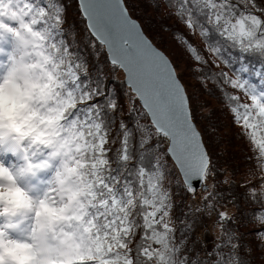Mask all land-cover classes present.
Masks as SVG:
<instances>
[{"label": "snow or ice", "instance_id": "obj_1", "mask_svg": "<svg viewBox=\"0 0 264 264\" xmlns=\"http://www.w3.org/2000/svg\"><path fill=\"white\" fill-rule=\"evenodd\" d=\"M77 3L107 70L66 38L65 0H0V264H264V0ZM141 4L186 29L190 70L247 145L243 179L213 155L206 105ZM120 69L127 104L109 86ZM240 201L259 227L240 231Z\"/></svg>", "mask_w": 264, "mask_h": 264}, {"label": "rangeland", "instance_id": "obj_2", "mask_svg": "<svg viewBox=\"0 0 264 264\" xmlns=\"http://www.w3.org/2000/svg\"><path fill=\"white\" fill-rule=\"evenodd\" d=\"M65 2L70 3V2H74V1L67 0ZM164 2H165V0H161V3H164ZM143 6H144L143 4L140 5L141 11H139V12L134 11V12L138 13L140 16L143 17V18L140 17L141 22L145 24V30H146L148 36L153 40V43L158 48H160L162 51H164L169 56V58L173 61V63L177 65V69L181 73L182 79L188 87L189 94L196 97L199 101L203 102L206 105L205 107L201 108V110L197 113L198 122L202 126V124H204L203 119L205 118V116H204L205 113H207L211 110L215 111L216 114L219 113L218 118L219 117L222 118L223 123H224L223 127L224 128L226 127L225 128L226 132H225V129H220L219 132L221 134L219 136H220V138H222L224 140L232 138L233 143H234L235 147L237 148V150L235 151L236 158H237L236 160L238 162H240L241 167H242V169L241 168L237 169L234 165L233 171H235V175L243 176L248 171V168L245 166L247 162L244 159V156L246 154L245 149H246L247 145L244 141H242L236 135L237 129H235L231 124V115L228 112V106L224 102L223 98H221V97L219 98L215 94L210 95L208 93V91H206L205 88H203L201 86V84L197 78L198 74L195 72H192L190 70L191 66H192V61L189 57V54L184 49L183 45L178 42V37H174V35H173V33L176 31V29L178 27L180 28L181 31H184L185 34H187L186 29H184L181 25H178L175 18H172V19L167 18V12H168L167 8H164L163 11H158L154 7L145 9V6L144 7ZM132 15H133V13H132ZM134 17H136V15ZM160 18H162L164 20V22L167 24V26L160 25L159 27H156L155 25H153L151 19H153L154 21H157V19H160ZM68 19H69V21H73L76 25H79V18L75 13V6L73 4H71L70 6H67V20ZM149 24L151 25L150 28L148 27ZM189 39L192 40V42L197 47L204 48L206 46L204 44L202 38H200L199 36H197L194 39L191 36H189ZM205 55L207 56V53H205ZM99 63L103 67H105L106 70L109 68L108 64L104 60V57H102L100 59ZM220 67L224 68V65L221 64ZM225 70L229 71L230 74L232 72V70L228 69V68H225ZM115 73L117 74L119 79L124 80V74L122 71L115 72ZM212 85H213V83L211 81H209L207 86L212 87ZM210 90L212 91V89H210ZM221 123L222 122H220V124ZM216 132L217 131H215L213 133V142L215 140L214 137H215ZM214 145L216 147L215 142H214ZM215 151H217L220 154L217 156V158L219 159V162L222 165V163L225 161V156L221 155V153L217 147L215 148V150L213 147V155L214 156L217 155V152H215ZM247 154L250 155L251 153H247ZM228 171H229V174L232 175V168H231V170H228ZM235 209H236L235 205L229 204V208H228L229 211L232 212ZM246 216H244V218L249 219V216L247 218H246ZM252 218L255 219V217H252ZM247 225H248V227L242 226L240 228V231L241 232H248V230H252L253 228L257 227L255 222H249ZM202 231H203L202 227H199L197 229V233H200ZM208 238L211 239V237H208ZM257 255H259V253H257ZM257 262H258V264H261V262L259 260H257Z\"/></svg>", "mask_w": 264, "mask_h": 264}, {"label": "trees", "instance_id": "obj_3", "mask_svg": "<svg viewBox=\"0 0 264 264\" xmlns=\"http://www.w3.org/2000/svg\"><path fill=\"white\" fill-rule=\"evenodd\" d=\"M65 1H67V0H65ZM70 1H74V2H70V3H66L65 2L66 7L67 6H70L71 4H73L75 6V13H76V15L79 18V25H76L73 21H69V19L67 20V13H66V21L67 22L64 25L65 30H66V38L69 39L70 42H73V35L75 36L74 43L76 45V48L74 50H77L81 54H83L84 56H86L88 58L89 62L92 64L93 69H95V67L97 66V64H99L100 66H102L99 62H100V59L103 56H99V57L95 56L94 55V53L96 51L95 47H89L88 42L85 39V37L88 35V30L86 28L85 20L82 17V15L80 13V10L78 8L77 0H70ZM133 15L134 16L136 15V17H138V16L139 17H142V16H140L136 12H133ZM151 20H152L153 25H155L156 27H159L160 25L167 26V24L164 22V20L162 18L157 19V21H154L153 19H151ZM92 44L93 45H96V44H98V42L93 39L92 40ZM252 63L255 64V61L253 60ZM108 66H109V68L111 67L110 65H108ZM213 68H214V70L219 71V69L215 68L214 66H213ZM221 68H223V67H221ZM120 71H121V69L118 70L117 72H120ZM109 77H110V85L109 86L111 88H113V89H116L119 92L121 103L127 104L126 96L131 92V89H129L128 86L125 85V82H124L123 79H119L118 78V76H117L116 73H109ZM208 89L209 90L212 89V91L215 93L216 96H218L219 98L221 97L220 92L218 90H216L214 84L212 85V87L209 86ZM204 116H205V118L203 119L204 120V124H202L201 127H203L204 125H208L209 127L216 129V131H217L216 134H215V137H214L215 138L214 142L216 144V147L220 151L221 155H224L225 156V161L222 163L221 166H223L224 168H226L227 171L228 170H231V168H232V175H235V171H233V166L235 165V167L237 169L238 168H241L242 169V167H241L240 162H238L236 160L237 158H236L235 151L237 150V148L235 147L232 138L231 139L224 140V139L220 138V136H219L221 134L219 132L220 129H225L226 128V127L225 128L223 127L224 126V123H223L222 118L221 117L218 118L219 113L216 114V112L213 111V110L205 113ZM220 122H222V123L220 124ZM225 132H226V129H225ZM214 142H213V144H214ZM216 147L214 145V150H215ZM215 152H217V151H215ZM228 173H229V171H228ZM235 178L239 181V180H241V179L244 178V175L243 176H240V175L237 176V175H235ZM198 188H200V187H198ZM236 191L238 193L239 192H242L243 191V188L242 187H238L236 189ZM258 207H259V205L247 204V203H245L243 201H240V207L239 208L236 207V209L234 211H232V212L229 211V212L230 213H233L237 217H239V222L242 225L244 223H247L248 224L249 222H255L256 223V219H253L252 218L253 216L250 217V215H247V213L253 212ZM242 212L243 213H246L247 216L246 215H241ZM244 216H246V218L249 216V219L248 218L245 219ZM256 225H257V227H259V224L258 223H256ZM248 231H250V230H248ZM256 264H258L257 261H256Z\"/></svg>", "mask_w": 264, "mask_h": 264}, {"label": "water", "instance_id": "obj_4", "mask_svg": "<svg viewBox=\"0 0 264 264\" xmlns=\"http://www.w3.org/2000/svg\"><path fill=\"white\" fill-rule=\"evenodd\" d=\"M106 51V50H105ZM122 70V69H121ZM123 71V70H122ZM123 73H124V81H125V83H126V73L123 71ZM127 85V84H126ZM196 183V186H197V188L198 187H200V182H195Z\"/></svg>", "mask_w": 264, "mask_h": 264}]
</instances>
